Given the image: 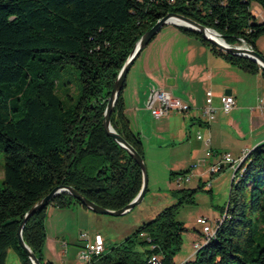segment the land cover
I'll return each mask as SVG.
<instances>
[{
	"label": "trees",
	"instance_id": "trees-1",
	"mask_svg": "<svg viewBox=\"0 0 264 264\" xmlns=\"http://www.w3.org/2000/svg\"><path fill=\"white\" fill-rule=\"evenodd\" d=\"M253 3L264 10V0H0V264H6L10 251L21 264H33L20 246L18 231L31 208L55 188L70 186L112 211L125 208L140 193V166L104 129L112 89L140 38L176 14L215 30L230 45L243 40L264 57L257 47L264 22L252 14ZM177 28L232 66L264 76L256 62L224 53L200 32ZM68 68L74 69L81 89L70 107L57 92ZM125 87L126 82L111 123L145 160L141 136L125 113ZM242 168L231 183L222 210L226 217L215 236L184 264H264V142L250 151ZM188 173L172 172L170 177ZM203 188L173 191L176 204L92 264H176L187 232L178 213L193 205ZM73 205L88 209L70 194H59L25 225L24 242L41 264H52L44 256L48 208Z\"/></svg>",
	"mask_w": 264,
	"mask_h": 264
},
{
	"label": "crops",
	"instance_id": "crops-1",
	"mask_svg": "<svg viewBox=\"0 0 264 264\" xmlns=\"http://www.w3.org/2000/svg\"><path fill=\"white\" fill-rule=\"evenodd\" d=\"M254 5L252 14L257 22L258 19L264 22L263 8L257 3ZM261 39L257 45L259 50ZM135 65L136 70H130L128 74L123 96L131 128L143 141L146 165L154 164L157 161L155 158L163 150H170L167 161L170 173L189 171V180L184 183L187 189H195L213 177L210 166L219 161L216 156L206 158L208 150L229 153L238 160L243 158L244 153H249L256 145L264 142V109L258 106L259 99L264 98L262 73L252 75L232 66L200 39L184 34L176 26L164 27L142 52ZM157 90L170 92L188 105L189 110L172 111L161 119H155L151 109L156 106L153 95ZM208 91L213 93V105L218 109L217 118L212 123L207 122L202 113ZM227 91H231V94L227 95ZM226 96H233L236 101L235 108L228 113L222 109L223 98ZM178 147H183L185 151L178 152ZM227 168L232 174L233 171L227 165L224 171ZM231 179L233 181V177ZM170 182L171 189H183L173 187L177 184L176 180L170 179ZM49 209L44 251L46 261L52 264H79L75 260H60L59 254H69L70 246L66 243L68 238L72 243H82L81 221L89 217L88 213L81 212L79 205L68 209ZM196 232L192 238L193 244L201 236L199 229ZM87 234L92 236L100 233ZM102 236L106 248H113L124 241V237L111 240L108 236ZM76 246L80 248L79 244ZM77 247L74 250L78 252L79 258ZM184 248V259L175 261L176 264L195 258L196 253L192 254L189 246Z\"/></svg>",
	"mask_w": 264,
	"mask_h": 264
},
{
	"label": "rangeland",
	"instance_id": "rangeland-1",
	"mask_svg": "<svg viewBox=\"0 0 264 264\" xmlns=\"http://www.w3.org/2000/svg\"><path fill=\"white\" fill-rule=\"evenodd\" d=\"M254 6L255 5L253 3L251 5V9H254ZM258 21L262 22L263 20L258 19ZM260 38L262 39L260 40L261 47H259V51L264 55V36ZM259 39L257 40V45ZM135 64L131 70H136L137 66ZM67 70H69V73L64 74L59 79L57 92L59 97L64 101L65 105L70 107L78 101L81 89L79 81L77 80V74L75 73L74 69L68 68ZM178 148V152L185 151L183 147ZM170 154V150H163L162 153H160V155L155 158L157 161L154 164L148 163V165H146L149 179L148 191L142 203L135 207L131 212L122 216H112L97 214L89 209H84L79 206L80 211L87 212L89 216L88 218L84 217L81 221L82 227L80 231L83 233L97 232L101 235L108 236L111 240H117L124 237L123 239L125 240L134 234L144 223L154 220L165 208L176 204L177 199L172 195V192L175 190L171 189L172 187L170 186V174L172 172L170 173V170L167 168V161ZM231 177H233V173L231 174L228 168L225 169L224 172L213 176L203 185V191L197 193L195 196V203L193 205H184L180 209L177 219L184 223L185 227L187 228V232L183 234L182 248L174 259L176 262H180L182 259H184L185 246H189V251L192 254L195 252L192 238L199 229L201 231V236H199V239H201L200 237H202L203 228L197 224V220L201 217L207 218L209 220L210 226L214 228L216 218H219L223 215L222 210L227 207L229 202L230 188L232 183ZM3 180L4 152L0 150V189L3 187ZM211 184L213 186L212 189ZM173 187L187 188L185 183H182L181 185L176 184V186L173 185ZM49 208V210H52L51 208H53V206H50ZM66 243H68L70 246V252L66 256L58 253L59 259L75 260L76 262L78 261L79 264H83L79 261L78 252L74 250L75 247H77L76 245L79 244L80 248L77 247V250L80 251L82 243H72L70 242L69 238L66 240ZM111 248L112 246H107L106 253L109 252ZM7 264H19V257L15 252H10L7 259Z\"/></svg>",
	"mask_w": 264,
	"mask_h": 264
},
{
	"label": "water",
	"instance_id": "water-1",
	"mask_svg": "<svg viewBox=\"0 0 264 264\" xmlns=\"http://www.w3.org/2000/svg\"><path fill=\"white\" fill-rule=\"evenodd\" d=\"M168 25H172L176 27H185L190 30L200 32L206 40H208L212 45L216 46L219 50L223 51L224 53L229 54V55L248 58L256 62L259 66H261L264 69V57L260 53H258L254 49L246 48L244 45H240V46L230 45L215 30L207 28L189 18L179 16L176 14H169L168 16H166L165 18L157 22L155 26H153L149 31H147L140 38L134 51L132 52L127 62L123 66L121 72L119 73L118 78L112 89L111 96L108 100V104H107V108L105 110V116H104V129H105L106 134L109 137L113 138L118 144H120L129 153V155L137 162V164L140 166L142 170L143 185H142V189L140 193L125 208L118 210V211H112V210H108V209H105V208H102L96 205L95 203L88 200L80 192H78L77 190H75L74 188L70 186L64 185V186L55 188L49 195L44 197L33 208H31V210L26 214L19 228V231H18L20 246L28 254L33 264H41V263L36 258L35 254L30 250V248L24 242L23 229L25 225L27 224L28 220L33 215H35L38 211L47 208L50 205L51 201L59 194H62V193L70 194L73 198L79 201L83 206L93 211L94 213L112 215V216H122L124 214H127L131 212L135 207L140 205L142 201L144 200L146 193L148 191V185H149L148 172H147V166H146L145 160L138 154V152L124 138H122L115 131L111 123V116L115 109V105L118 101V98L120 97L123 91V87L127 80L128 74L130 70L132 69L133 65L135 64L136 60L141 55V53L148 47V45L154 40V38H156V36L160 33V31ZM207 32H212L216 34V36H218L219 38L222 37L223 40H221V42H218L214 40L213 38L209 37L207 35ZM226 94L230 95L231 91H227Z\"/></svg>",
	"mask_w": 264,
	"mask_h": 264
},
{
	"label": "built area",
	"instance_id": "built-area-1",
	"mask_svg": "<svg viewBox=\"0 0 264 264\" xmlns=\"http://www.w3.org/2000/svg\"><path fill=\"white\" fill-rule=\"evenodd\" d=\"M221 36V35H220ZM221 40L222 37H220ZM241 44L246 48L253 49L251 46L247 45L243 40H240ZM237 45V46H240ZM154 102L156 106L151 109V113L155 119H161L167 116L172 111L186 112L189 110V106L184 104L179 98L174 97L170 92L165 90H157L153 95ZM236 106V101L233 96H226L223 98L222 109L224 112L228 113L232 111ZM258 106L260 109H264V98L259 99ZM203 116L206 118L207 122L212 123L216 120L218 115V109L213 105V93L208 91L206 94V104L202 108ZM202 139L201 136L198 137ZM250 153V152H249ZM249 153H244L242 159H234L229 153H216L212 150H208L206 153V158L216 156L219 161L210 166L211 176H215L224 171V167L227 165L233 171V180L240 177L244 172L242 164ZM239 172V175L237 176ZM178 185L186 182L189 178L186 176H180L175 179ZM226 214L221 216V218L215 223L214 228L210 226L209 220L207 218H199L197 224L202 226V237L197 242L194 243V251L197 253L201 248H203L214 236L219 228L220 224L223 222ZM82 242V247L79 252V259L83 264H92L93 260L100 257L106 252L105 240L102 235L94 234L90 236L87 233H82L80 235ZM158 257L154 256L152 261L157 263Z\"/></svg>",
	"mask_w": 264,
	"mask_h": 264
},
{
	"label": "bare ground",
	"instance_id": "bare-ground-1",
	"mask_svg": "<svg viewBox=\"0 0 264 264\" xmlns=\"http://www.w3.org/2000/svg\"><path fill=\"white\" fill-rule=\"evenodd\" d=\"M207 35L211 38H213L214 40L218 41V42H221V39L216 36V34L212 33V32H207Z\"/></svg>",
	"mask_w": 264,
	"mask_h": 264
}]
</instances>
